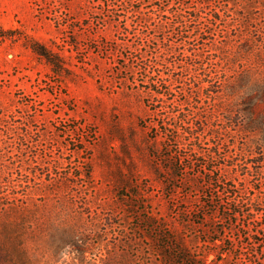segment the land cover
<instances>
[{
    "label": "rangeland",
    "instance_id": "374dc122",
    "mask_svg": "<svg viewBox=\"0 0 264 264\" xmlns=\"http://www.w3.org/2000/svg\"><path fill=\"white\" fill-rule=\"evenodd\" d=\"M204 1L0 0V264H264V18Z\"/></svg>",
    "mask_w": 264,
    "mask_h": 264
},
{
    "label": "trees",
    "instance_id": "16d2710c",
    "mask_svg": "<svg viewBox=\"0 0 264 264\" xmlns=\"http://www.w3.org/2000/svg\"><path fill=\"white\" fill-rule=\"evenodd\" d=\"M219 6L216 7L211 12V20L215 21H227L229 19H240L242 22H257L258 20L264 18V0H217ZM209 3V0H205L203 5ZM159 17L161 18V22L157 25L159 29H165L167 27L173 28L172 24L169 22H165L164 20H169V15L166 10H162L159 8ZM169 13V12H168ZM194 15L195 20L199 21L203 18L199 12H195ZM178 19V27L182 28L180 34L184 36L186 34L184 27L186 22H183V16L181 14H176ZM145 22H150L151 17H143ZM188 32V31H187ZM185 39H187L185 37ZM34 52L51 67L54 74L60 76L62 74V70L64 69L65 62L63 58L57 54H55L49 48L43 45H35L33 48ZM199 57V56H198ZM200 58V57H199ZM256 91L259 94L264 95V86L256 85ZM255 95L251 96V101H253ZM253 103V102H251ZM181 251V248H177ZM184 253V252H183ZM185 254V253H184ZM187 255V254H185Z\"/></svg>",
    "mask_w": 264,
    "mask_h": 264
}]
</instances>
